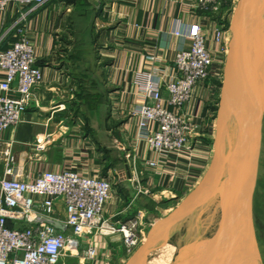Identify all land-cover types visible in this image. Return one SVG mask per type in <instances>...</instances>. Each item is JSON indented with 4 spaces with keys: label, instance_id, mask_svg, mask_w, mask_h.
<instances>
[{
    "label": "crops",
    "instance_id": "0c3cea01",
    "mask_svg": "<svg viewBox=\"0 0 264 264\" xmlns=\"http://www.w3.org/2000/svg\"><path fill=\"white\" fill-rule=\"evenodd\" d=\"M234 1L225 0L214 16H205L192 0H49L35 9L12 1L6 10H0V49H6L15 40L13 24L20 12L32 8L26 30L43 71V81L34 89L21 123L0 136V179L6 168L4 151L9 148L15 170L26 178L66 169L108 177L107 171L96 169L93 143L81 135L78 121L71 118L74 106L82 101L81 91L89 86L101 88L99 94L95 90L91 94L97 107H103L104 116L110 110L116 116L129 115L120 130L133 151L130 176L124 162L123 186L112 193L105 216L125 220L139 209L145 210V201H169L191 191L197 182L194 179L199 180L212 158L211 141L204 136L208 102L214 95L212 76L198 84L187 108L200 123L190 148L169 161L162 176L146 167L145 161L157 156L145 142L137 138L135 142L138 119L132 112L143 102L135 79L150 68L173 73L175 55L189 47V41L175 31L186 33L192 23L202 26L209 48L216 51L215 32L225 25V13ZM88 244L99 249L94 261L84 256ZM66 257L71 264H120L126 253L121 235H95L82 240L79 256Z\"/></svg>",
    "mask_w": 264,
    "mask_h": 264
},
{
    "label": "built area",
    "instance_id": "2783aa9c",
    "mask_svg": "<svg viewBox=\"0 0 264 264\" xmlns=\"http://www.w3.org/2000/svg\"><path fill=\"white\" fill-rule=\"evenodd\" d=\"M12 1L35 9L49 0H0V10H6ZM224 1L192 3L205 16H214ZM32 8L20 12L13 24L15 40L8 48L0 49V136L21 123L34 89L43 81V71L26 30ZM227 32L224 24L217 28L216 51L225 44ZM175 34L184 36L189 47L175 55L173 73L150 68L135 79L143 99L132 112L138 119L137 139L157 156L145 161L157 176L165 175L169 161L190 148L200 127L187 108L198 84L211 76L216 52L209 48L208 36L198 22L192 23L186 33L177 30ZM14 161L10 148L6 149L5 174L0 179V264H64L66 256H79L84 238L95 235H121L128 252L144 241L142 211L125 220L105 216L106 204L112 197L109 177L66 169L26 178L15 170ZM84 256L86 260H96L98 247L88 244Z\"/></svg>",
    "mask_w": 264,
    "mask_h": 264
},
{
    "label": "rangeland",
    "instance_id": "374dc122",
    "mask_svg": "<svg viewBox=\"0 0 264 264\" xmlns=\"http://www.w3.org/2000/svg\"><path fill=\"white\" fill-rule=\"evenodd\" d=\"M237 2L238 0L234 1V5L232 4L231 8L228 7L227 12L225 13V26L228 31L225 34V44H223L221 50L218 48V51L214 52V64L212 65L211 74L214 95L212 100L208 102L209 115L205 121L204 132V136L211 141L209 144L211 147L210 150L212 149V154L210 153L211 156L213 155L214 151L217 124L216 116L220 110V100L223 92L228 46L232 36L230 25ZM253 2L261 17V30L263 31L264 0H253ZM247 27L249 30V26ZM249 33H251L250 30ZM251 41L252 39L250 35L249 48L251 46ZM247 50V45L245 46L242 44L241 46L240 43V51L244 61V68L249 73L250 67L246 62V60H248L249 54ZM255 55L256 52L253 54V59L256 64V68L258 69L256 70L260 75L263 74L264 76V54L262 55V59L257 58ZM237 76L238 74L235 73V75H232L231 77L232 93L229 94L227 99L228 102L224 106L226 107V111L224 112L223 120V156L220 164L217 167L214 180L208 185L206 194L210 195V198L208 197L205 202H202V205L198 208V210H196V212L184 214L175 223L168 225L163 230V232H161L157 243L147 255L145 259L147 260V263L144 261L143 264H154L155 260L159 257V254L164 249H166V247H172L174 250L173 252L169 253L168 256L164 255L161 264H177L181 260H184L191 252H194L195 247L200 242L212 237L216 233L221 217L219 190L221 189V184L227 180V177H229L234 167L236 152L235 149L237 146V129L239 128L240 123L239 115H237L235 112V107H238L236 100L240 102L242 107L244 103L247 104L246 98L242 91L240 83L241 81H239L240 78ZM93 90H95L97 93L99 90H101V88L96 87L92 89L89 86L84 87V90L81 91V96L84 99L82 98V101L79 102V105L76 104L77 106H74L71 118L72 120L78 121L81 135L93 143L91 153L94 154L93 158H95L97 162L96 169H99L100 171H107V176L110 178L112 183V193L120 192L121 187L123 186V183L121 184L123 178L121 172L124 167V162L130 166V160L133 158V151L130 150L131 142L129 139L127 140L125 134L120 130L121 122H123L125 119H128L129 115L116 116L112 110H110L107 116H104L103 107L98 108L97 102L92 98L93 93L91 94V92H93ZM239 90L242 93L240 98H238ZM97 94H99V92ZM240 109L242 108L240 107ZM136 138L137 136L135 137V142L138 140H136ZM103 144L105 145L103 146ZM104 159H106V163L103 161ZM203 175L199 178V180L194 179V181H197L196 184L191 188V191L186 192L184 195H175L172 200L169 201L162 200V202H159L154 199V201L152 200L144 202L145 204L143 207L145 210L139 209V211H142V226L140 228L144 230L145 239L155 221L168 215L181 202L185 201L200 182ZM136 213L137 212L133 214ZM254 222L258 239V247L264 264V119L258 181L254 194ZM164 235L168 236L165 237ZM138 247L135 248L133 252H128L124 246L126 258L120 264H125L131 255L138 249ZM68 260L69 259L65 257L64 264H71ZM242 263L251 264L249 258H246V260H244ZM255 264H259V262Z\"/></svg>",
    "mask_w": 264,
    "mask_h": 264
},
{
    "label": "water",
    "instance_id": "95a60500",
    "mask_svg": "<svg viewBox=\"0 0 264 264\" xmlns=\"http://www.w3.org/2000/svg\"><path fill=\"white\" fill-rule=\"evenodd\" d=\"M244 24L249 26L251 32V56L260 47L264 54V36H262L264 34L261 33L262 21L259 12L253 0H238L230 25L232 36L228 46L220 110L216 116L214 151L209 166L189 197L168 215L155 221L145 241L125 264H143L157 243L161 232L168 225L180 219L182 215L196 212L202 202L207 200L208 185L214 180L223 156V120L226 111L224 106L228 102L229 94L232 93L231 77L235 73L240 78L243 94L252 109L244 110L240 103L238 104L242 109H240L234 167L219 190L221 204L219 226L212 237L200 242L194 252L177 264H241L249 253L254 255L256 263L263 264L254 222V194L258 181L262 145L264 76L257 73L255 65H252L249 59L246 60L250 67L249 73L244 68L240 51ZM258 39L259 46H257ZM126 167L130 176L128 165Z\"/></svg>",
    "mask_w": 264,
    "mask_h": 264
},
{
    "label": "bare ground",
    "instance_id": "6f19581e",
    "mask_svg": "<svg viewBox=\"0 0 264 264\" xmlns=\"http://www.w3.org/2000/svg\"><path fill=\"white\" fill-rule=\"evenodd\" d=\"M263 17V16H262ZM263 19V18H262ZM264 23V22H263ZM248 25H246V24H244V26H243V30H242V34H241V41H240V43H241V46H242V44H244L245 46L247 45V47H248V59L250 60V62L252 63V65H255L254 67H255V69H257L256 68V64H255V62H254V59H253V56H251V50H250V48H249V40H250V35H251V33H249V30L247 29L248 27H247ZM260 27L262 28V24L260 25ZM263 31H264V26H263ZM263 31L261 30V33L262 34H264L263 33ZM262 36H264V35H262ZM260 38V37H259ZM262 38V37H261ZM261 40V39H260ZM257 46H259V39H258V42H257ZM256 57L257 58H259V59H262V55H263V50H262V48L260 47V49L258 48L256 51ZM252 59H253V61H252ZM258 70V69H257ZM256 70V71H257ZM260 71V70H259ZM258 73V72H257ZM260 77V76H259ZM231 93V92H230ZM240 96H242V93L240 92V90H239V94H238V98H240ZM237 101V104H239L240 102L238 101V100H236ZM243 107H244V110H247V108H248V110H251L252 109V106L250 107V103L248 102V104H246V103H244L243 104ZM235 112H236V114L237 115H239V117H240V115H241V110H240V108H239V106L237 107H235ZM238 132H239V128L237 129V136H238ZM218 191V190H217ZM217 191H216V193H217ZM212 194V193H211ZM214 194V193H213ZM240 195V194H239ZM213 196V195H212ZM208 197L210 198V195H208ZM165 236V235H164ZM166 236H168V235H166ZM165 236V237H166ZM168 238V237H167ZM173 250L174 249H172V247H166V249H164L160 254H159V257L155 260V262H154V264H161L162 263V258L164 257V255H169V253H171V252H173ZM246 258H249L250 259V263L251 264H255L256 263V261H255V257H254V255L252 254V253H249L244 259H243V261L242 262H244V260H246ZM146 261V263H147V260H145ZM241 262V264H243Z\"/></svg>",
    "mask_w": 264,
    "mask_h": 264
}]
</instances>
